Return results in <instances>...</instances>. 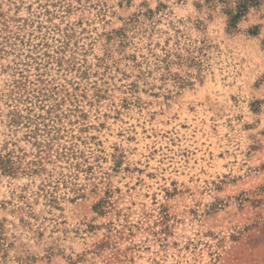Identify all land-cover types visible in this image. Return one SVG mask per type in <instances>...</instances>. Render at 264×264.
<instances>
[{
  "label": "rangeland",
  "instance_id": "374dc122",
  "mask_svg": "<svg viewBox=\"0 0 264 264\" xmlns=\"http://www.w3.org/2000/svg\"><path fill=\"white\" fill-rule=\"evenodd\" d=\"M238 4L0 0V264H264V0Z\"/></svg>",
  "mask_w": 264,
  "mask_h": 264
},
{
  "label": "trees",
  "instance_id": "16d2710c",
  "mask_svg": "<svg viewBox=\"0 0 264 264\" xmlns=\"http://www.w3.org/2000/svg\"><path fill=\"white\" fill-rule=\"evenodd\" d=\"M253 1H257V0H239V4H238V7H237V11L234 13V14H231V19H230V25L232 27H235V23L236 21L241 17L243 16V14L245 12H247V8H248V3L249 2H253ZM7 163V164H6ZM3 162V161H0V166L3 168V170L5 171H10L11 170V167L8 166V164L10 163V160H8L7 162Z\"/></svg>",
  "mask_w": 264,
  "mask_h": 264
}]
</instances>
